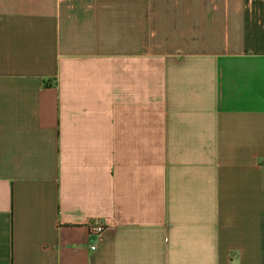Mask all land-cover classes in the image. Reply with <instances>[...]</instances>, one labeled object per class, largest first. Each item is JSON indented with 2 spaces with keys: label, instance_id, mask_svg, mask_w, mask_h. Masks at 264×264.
I'll return each mask as SVG.
<instances>
[{
  "label": "crops",
  "instance_id": "crops-1",
  "mask_svg": "<svg viewBox=\"0 0 264 264\" xmlns=\"http://www.w3.org/2000/svg\"><path fill=\"white\" fill-rule=\"evenodd\" d=\"M0 264H264V0H0Z\"/></svg>",
  "mask_w": 264,
  "mask_h": 264
},
{
  "label": "built area",
  "instance_id": "built-area-1",
  "mask_svg": "<svg viewBox=\"0 0 264 264\" xmlns=\"http://www.w3.org/2000/svg\"><path fill=\"white\" fill-rule=\"evenodd\" d=\"M89 226H90V231L95 233L99 238L101 237L102 233L107 228V225L101 219L92 220L89 223ZM91 248L95 249V245H92Z\"/></svg>",
  "mask_w": 264,
  "mask_h": 264
}]
</instances>
